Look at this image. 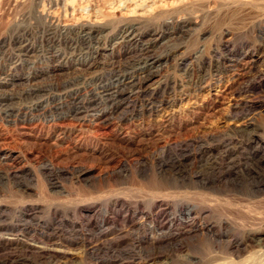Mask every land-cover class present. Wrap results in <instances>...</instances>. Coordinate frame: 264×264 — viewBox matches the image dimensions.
<instances>
[{
    "label": "rangeland",
    "instance_id": "rangeland-1",
    "mask_svg": "<svg viewBox=\"0 0 264 264\" xmlns=\"http://www.w3.org/2000/svg\"><path fill=\"white\" fill-rule=\"evenodd\" d=\"M61 1L0 0V264H264V0Z\"/></svg>",
    "mask_w": 264,
    "mask_h": 264
},
{
    "label": "bare ground",
    "instance_id": "bare-ground-1",
    "mask_svg": "<svg viewBox=\"0 0 264 264\" xmlns=\"http://www.w3.org/2000/svg\"><path fill=\"white\" fill-rule=\"evenodd\" d=\"M70 1V0H69ZM69 1L67 0H62V5L64 7V9L67 10L71 7L72 9V12L73 11H76V10H79V11H82V10H85V9H88L91 10L88 6L85 5V7H83L82 5H80V3H78L77 5V9H75L74 7H72L73 5H70V3L72 4V2L68 3ZM108 1V0H106ZM137 0H110V7H107L108 8H115V9H121V10H124L123 11V15L125 16H131V15H135V16H139V17H142V16H146L148 14H151L152 11L155 10V7H156V3L157 1L156 0H143L142 4H137L136 2ZM140 1V0H139ZM182 1V0H181ZM8 2V1H7ZM77 2V1H76ZM86 2V1H85ZM161 2V1H160ZM162 2H165L169 4V6H173V5H178L179 4V0H162ZM4 3V2H3ZM83 3V1H82ZM159 3V2H158ZM15 4V3H14ZM14 4H11V3H7L6 5L8 6H15ZM76 4V3H75ZM91 4V3H90ZM158 5V4H157ZM7 6V7H8ZM18 6V5H17ZM95 6V4H94ZM105 6V5H104ZM103 6V7H104ZM168 6V7H169ZM170 6V8H171ZM102 7V6H101ZM12 8V7H11ZM9 8V9H11ZM94 8V7H93ZM107 8V9H108ZM163 8V7H162ZM101 9V8H100ZM103 9V8H102ZM106 10V9H105ZM87 11V10H86ZM107 11V10H106ZM105 11V12H106ZM109 11V10H108ZM107 11V12H108ZM157 11V10H156ZM71 12V13H72ZM91 12V11H89ZM102 12V11H101ZM68 13V12H67ZM81 13V12H80ZM88 13V12H87ZM154 13V12H153ZM4 14L6 15H9V10L4 12ZM73 14H71L70 17H73ZM105 14V13H104ZM110 14V13H109ZM122 14V13H121ZM81 15V14H80ZM93 16V15H92ZM99 17V15H98ZM7 19V18H6ZM86 19V18H85ZM92 20V19H91ZM103 21V20H102ZM75 22V21H74ZM99 22L98 21V18L97 16L94 17V19L89 22L90 23V26H86L87 24H81L82 26L79 27L78 31L76 32L77 34H80L82 35L86 40H95V42L99 39H97V36L99 32L101 31H97L96 26L95 24ZM122 23V22H121ZM73 24V23H72ZM124 26V25H123ZM0 27H2V24H0ZM70 26H68L66 23L62 25V28H61V31L64 32V33H68L69 30H71V28H69ZM95 27V28H94ZM73 30V29H72ZM60 31V32H61ZM76 31V30H75ZM136 33V32H135ZM69 34V33H68ZM133 30L132 28L130 27H125L124 29H122L119 33V37L117 38L119 42H122V41H133L135 38H134V35H133ZM101 37V35H100ZM99 38V37H98ZM99 42V41H98ZM116 42V41H115ZM145 42V41H144ZM22 43V42H21ZM148 43L149 42H146L144 44H142L140 46V54H141V57H139L136 62L132 65V67H135L136 66V70L137 73H136V70L134 69L133 72L131 74L129 73H126L125 71H122L120 72L118 66H115V63L111 64V67L112 68H115L117 67L116 69L118 70L119 73L115 74L114 75V78L113 79L114 81L112 82V84H109L108 86L106 87H103V90L106 91L104 94L106 95V97L110 98V99H114L116 97H118L119 95L123 94L124 90L122 88L123 85H128L130 87H133V86H136L137 83L134 82L135 81V78L140 74V73H143L144 70H143V67L141 66V64L144 66V67H147L148 66V60L150 58V54H149V49H148ZM26 44L24 43L23 45L21 44L19 46V51H24V48H25ZM26 52V51H25ZM111 61V60H110ZM116 61V60H115ZM152 62V61H151ZM108 63V62H107ZM94 64V62H89V64L87 65V68L91 67L92 65ZM96 64V63H95ZM107 65V64H106ZM141 66V67H140ZM141 68V69H140ZM89 71V70H88ZM136 73V74H135ZM145 74V73H144ZM143 75V74H142ZM139 77L137 78V81H138ZM143 79V78H142ZM77 92V91H76ZM75 97V96H74ZM73 97V98H74ZM94 126V125H93Z\"/></svg>",
    "mask_w": 264,
    "mask_h": 264
}]
</instances>
